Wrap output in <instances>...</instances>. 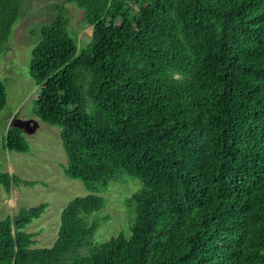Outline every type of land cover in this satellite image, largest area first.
<instances>
[{"label":"trees","instance_id":"trees-1","mask_svg":"<svg viewBox=\"0 0 264 264\" xmlns=\"http://www.w3.org/2000/svg\"><path fill=\"white\" fill-rule=\"evenodd\" d=\"M66 1L90 41L78 47L58 7L29 74L63 173L89 193L62 209L50 247L25 230L45 202L0 220V264H264V0ZM23 2L0 0V54ZM3 144L29 150L15 126ZM124 175L141 182L130 234L91 244L106 220L88 218L105 206L97 193ZM36 183L0 168L7 194Z\"/></svg>","mask_w":264,"mask_h":264},{"label":"rangeland","instance_id":"rangeland-1","mask_svg":"<svg viewBox=\"0 0 264 264\" xmlns=\"http://www.w3.org/2000/svg\"><path fill=\"white\" fill-rule=\"evenodd\" d=\"M60 6L66 10L67 28L78 47L87 44L92 27L84 22L83 11L75 4L66 0H24L21 15L0 54V79L6 90V104L0 110V168L24 180L39 181L33 186H13L9 194L0 187V220L14 215L22 207L45 202L46 208L40 218L25 228L27 232L35 233V247H50L57 236L62 209L75 196L89 193L81 181L68 178L63 173L66 156L59 138L60 129L42 122L35 114V103L42 85L29 74L31 51L39 40L40 28L52 22ZM27 121L37 123L31 132L26 131L23 124ZM13 124L23 127L21 130L29 146L26 153L4 148L6 131ZM140 186L138 178L124 175L110 181L97 193L104 198L105 206L88 218L106 220L89 243L99 244L121 231L129 236L134 212L126 199ZM85 249L83 246L81 251Z\"/></svg>","mask_w":264,"mask_h":264},{"label":"water","instance_id":"water-1","mask_svg":"<svg viewBox=\"0 0 264 264\" xmlns=\"http://www.w3.org/2000/svg\"><path fill=\"white\" fill-rule=\"evenodd\" d=\"M30 123L32 124L30 125ZM23 124H25L26 126V131H29V132L33 131L34 128L37 126V123L35 121L33 122L27 121V122H24ZM12 126L18 127L19 129H23V127L20 124H13Z\"/></svg>","mask_w":264,"mask_h":264}]
</instances>
